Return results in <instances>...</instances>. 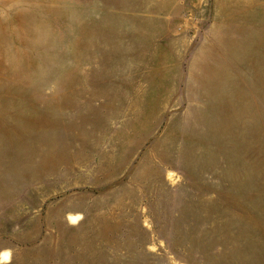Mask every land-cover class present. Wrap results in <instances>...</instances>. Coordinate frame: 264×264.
<instances>
[{
	"label": "rangeland",
	"instance_id": "obj_1",
	"mask_svg": "<svg viewBox=\"0 0 264 264\" xmlns=\"http://www.w3.org/2000/svg\"><path fill=\"white\" fill-rule=\"evenodd\" d=\"M0 264H264V0H0Z\"/></svg>",
	"mask_w": 264,
	"mask_h": 264
},
{
	"label": "bare ground",
	"instance_id": "obj_2",
	"mask_svg": "<svg viewBox=\"0 0 264 264\" xmlns=\"http://www.w3.org/2000/svg\"><path fill=\"white\" fill-rule=\"evenodd\" d=\"M5 258L7 259V258H8V255H5L4 259H5Z\"/></svg>",
	"mask_w": 264,
	"mask_h": 264
}]
</instances>
